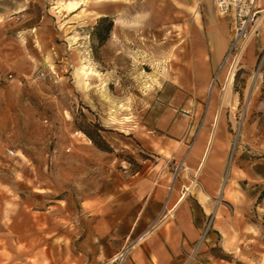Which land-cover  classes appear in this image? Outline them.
I'll return each mask as SVG.
<instances>
[{
    "label": "rangeland",
    "instance_id": "obj_1",
    "mask_svg": "<svg viewBox=\"0 0 264 264\" xmlns=\"http://www.w3.org/2000/svg\"><path fill=\"white\" fill-rule=\"evenodd\" d=\"M257 5L256 34L229 60L228 83L216 78L237 100L233 139L250 113L240 60L264 39ZM102 16L112 28L99 43ZM219 22L231 40L232 14L214 0H0V264H128L136 239L116 221L128 185L198 186L199 169L170 153H186L207 116L224 117L207 63ZM262 186H242L259 190L254 203L217 193L183 264H264Z\"/></svg>",
    "mask_w": 264,
    "mask_h": 264
},
{
    "label": "crops",
    "instance_id": "obj_2",
    "mask_svg": "<svg viewBox=\"0 0 264 264\" xmlns=\"http://www.w3.org/2000/svg\"><path fill=\"white\" fill-rule=\"evenodd\" d=\"M225 25L226 22H219L220 34ZM229 44L228 35L222 33L217 43L208 45L213 52L208 54L207 63L210 69H218L211 93L219 95L223 91L220 107L225 110L224 117L215 121L212 115L207 116L190 149L186 153H170L184 158L192 171L199 169L198 186L185 181H154L146 176L144 181L128 185L130 197L116 205L121 213L116 221L129 222L124 236L136 239L129 246L128 264H183L184 256L200 239L209 215L214 213L213 201L217 193L228 194L229 198L233 194L235 203H254L259 190L249 195L242 186L254 189L264 184V97H260L264 92V56L256 54L264 48V39L248 46L238 67L249 79L246 92L250 113L239 126L236 139H233L235 113L231 111L237 104L236 97L230 85L220 88L216 80L218 78L220 83V79L232 74L229 60L224 59ZM172 117L173 114L166 111L160 121L166 124ZM194 124L195 118H192L190 126ZM232 141L233 148L228 153ZM260 209H264V196Z\"/></svg>",
    "mask_w": 264,
    "mask_h": 264
},
{
    "label": "built area",
    "instance_id": "obj_3",
    "mask_svg": "<svg viewBox=\"0 0 264 264\" xmlns=\"http://www.w3.org/2000/svg\"><path fill=\"white\" fill-rule=\"evenodd\" d=\"M214 2L219 14H232L233 32L224 59L231 60L234 64L245 41L258 30L261 9L257 5L258 0H214Z\"/></svg>",
    "mask_w": 264,
    "mask_h": 264
},
{
    "label": "trees",
    "instance_id": "obj_4",
    "mask_svg": "<svg viewBox=\"0 0 264 264\" xmlns=\"http://www.w3.org/2000/svg\"><path fill=\"white\" fill-rule=\"evenodd\" d=\"M111 28H112V21L107 16H102L97 20L96 25L93 28L92 35H94L97 38L99 43H103V41L107 38ZM89 137L92 140V142L97 145V142L95 141V139L91 136Z\"/></svg>",
    "mask_w": 264,
    "mask_h": 264
},
{
    "label": "bare ground",
    "instance_id": "obj_5",
    "mask_svg": "<svg viewBox=\"0 0 264 264\" xmlns=\"http://www.w3.org/2000/svg\"><path fill=\"white\" fill-rule=\"evenodd\" d=\"M79 3L78 2H74V3H69L66 7H67V9L68 10H74L77 6H79L78 5ZM55 10H57V9H55ZM233 63V62H232ZM232 75V74H231ZM255 79V75L252 77V80L251 81H253ZM230 79L228 78L227 79V83H228V81H229Z\"/></svg>",
    "mask_w": 264,
    "mask_h": 264
}]
</instances>
